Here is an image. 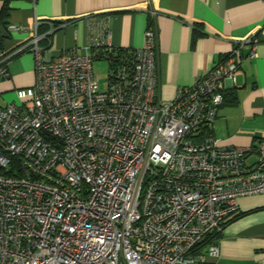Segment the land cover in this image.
Segmentation results:
<instances>
[{"label":"built area","instance_id":"2783aa9c","mask_svg":"<svg viewBox=\"0 0 264 264\" xmlns=\"http://www.w3.org/2000/svg\"><path fill=\"white\" fill-rule=\"evenodd\" d=\"M39 39L34 25V83L0 105V264H217L238 198L264 193V139L221 147L210 134L258 37L168 101L153 18L132 58L111 62L106 90L91 53L44 61Z\"/></svg>","mask_w":264,"mask_h":264},{"label":"crops","instance_id":"0c3cea01","mask_svg":"<svg viewBox=\"0 0 264 264\" xmlns=\"http://www.w3.org/2000/svg\"><path fill=\"white\" fill-rule=\"evenodd\" d=\"M10 6L3 51L11 56L5 63L8 76L0 79V105L15 100L16 89L35 81L34 54L27 45L34 25L42 59L49 61L70 50L91 53L103 44L105 20L109 46L137 49L153 18L164 101L224 59L235 41L258 37L257 55L240 63L233 85L224 83L225 100L210 134L221 147L255 146L264 139V0H11ZM195 29L202 35L192 41ZM237 212L244 214L228 223L219 237L217 264L264 258V193L239 197Z\"/></svg>","mask_w":264,"mask_h":264},{"label":"trees","instance_id":"16d2710c","mask_svg":"<svg viewBox=\"0 0 264 264\" xmlns=\"http://www.w3.org/2000/svg\"><path fill=\"white\" fill-rule=\"evenodd\" d=\"M2 1V6L0 8V58L9 53H4L3 49V40H5L8 37L7 33V25H8V17H9V12L11 10L10 6V1L11 0H1ZM202 33L199 32L197 29L194 30L193 36H192V41H194L197 37L201 36ZM91 54L94 58V60H100L104 59L108 63V70L110 68L111 62H113L114 59H119V58H126L130 60L134 54V49L130 48H123V47H107L105 44H101L99 46H94L91 50ZM225 97V94H224ZM244 212H236L232 216H230L226 221L223 223V228L233 221L234 219L240 217L243 215ZM223 230V229H222ZM222 232V231H221ZM221 232H219L218 238L221 235Z\"/></svg>","mask_w":264,"mask_h":264},{"label":"rangeland","instance_id":"374dc122","mask_svg":"<svg viewBox=\"0 0 264 264\" xmlns=\"http://www.w3.org/2000/svg\"><path fill=\"white\" fill-rule=\"evenodd\" d=\"M93 72L95 76L97 77V81L99 83L100 90H106L108 85V63L106 60H94L93 61ZM9 98V97H7ZM16 99V98H15ZM4 101L3 99H1ZM13 101V100H11ZM8 101V102H11ZM19 102V101H18Z\"/></svg>","mask_w":264,"mask_h":264}]
</instances>
